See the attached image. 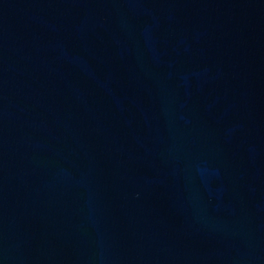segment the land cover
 <instances>
[{
    "label": "water",
    "instance_id": "obj_1",
    "mask_svg": "<svg viewBox=\"0 0 264 264\" xmlns=\"http://www.w3.org/2000/svg\"><path fill=\"white\" fill-rule=\"evenodd\" d=\"M0 264H264V0H0Z\"/></svg>",
    "mask_w": 264,
    "mask_h": 264
}]
</instances>
